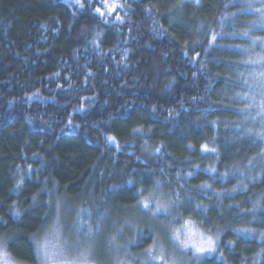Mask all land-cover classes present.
I'll list each match as a JSON object with an SVG mask.
<instances>
[{"label":"trees","instance_id":"obj_1","mask_svg":"<svg viewBox=\"0 0 264 264\" xmlns=\"http://www.w3.org/2000/svg\"><path fill=\"white\" fill-rule=\"evenodd\" d=\"M253 1L0 0V241L14 261L38 264L62 207L142 255L154 236L130 215L157 193L216 240L192 264H264Z\"/></svg>","mask_w":264,"mask_h":264},{"label":"rangeland","instance_id":"obj_2","mask_svg":"<svg viewBox=\"0 0 264 264\" xmlns=\"http://www.w3.org/2000/svg\"><path fill=\"white\" fill-rule=\"evenodd\" d=\"M249 5H256V10L253 12H255L260 19L264 18V0L253 1L250 2ZM158 198L160 199L161 196L154 193L146 199L141 200L137 206V210H139L141 214L136 215L134 213L130 215L139 227L146 228L154 236L152 243L143 251L142 255L139 254V252H129L128 255H132L131 260L127 256H123L124 254L122 251L118 249L120 247L112 245L110 242L106 244L107 241H105L104 238L101 239L98 233L94 231H82L75 228V226L72 227L68 220V217L71 216L68 213L64 215L63 207L61 210V219L64 216L65 221L61 220L58 214L53 225L40 236L38 241H47L50 252L59 253V255L56 256L57 260H76L80 258L83 250H87L91 264H97L96 259L97 261L99 260L100 255L96 248H99L100 240L101 248H103L105 244L108 248L104 251L105 256L107 254V259H109L108 264H132V262L134 264H192L193 261L213 256L216 249V240L205 235L191 222H176L174 214L171 213L169 204L161 202V200L158 201ZM145 201L149 204L148 208L143 207ZM157 208L160 210L157 211ZM132 224V221L129 223L124 222L123 227L126 229H133ZM177 230L180 234L179 241L174 239V234ZM262 238H264V236ZM181 241L187 242L188 246L186 247ZM207 241H211V245H209ZM126 242L129 246L133 245L132 239L129 241L126 237ZM201 246H203L205 250L202 252L197 251V248ZM209 248H211V250H208ZM0 250L5 252L2 241H0ZM36 255L38 264H42L41 255L38 254L37 249ZM153 257H155V259H153ZM4 258L13 261L14 264H19L8 254Z\"/></svg>","mask_w":264,"mask_h":264},{"label":"snow or ice","instance_id":"obj_3","mask_svg":"<svg viewBox=\"0 0 264 264\" xmlns=\"http://www.w3.org/2000/svg\"><path fill=\"white\" fill-rule=\"evenodd\" d=\"M99 11V10H98ZM261 112L264 113V102H262L261 104ZM262 139H264V136L261 137ZM143 207L144 208H148L149 204L145 201L143 203ZM160 209L157 208V211H159ZM187 227V225H186ZM190 231V229H189ZM174 239L176 240H180V234L179 231L177 230V232L174 234ZM181 243L185 244V246L187 247V242L185 241H181ZM207 243L209 245H211V241H207ZM193 247H196L195 245H192ZM204 247L201 246L199 248H197V251L202 252L204 251ZM208 250H211V248H209ZM37 252L38 254L41 255V259H42V264H91L89 258H88V254H87V250H83L81 252V256L80 258L76 259V260H57L56 256L59 255V253H54V252H50L49 248H48V243L47 241L44 242H37ZM7 256V253L3 252L2 250H0V264H14L13 261L7 260L4 257ZM153 259H155V257H153Z\"/></svg>","mask_w":264,"mask_h":264}]
</instances>
